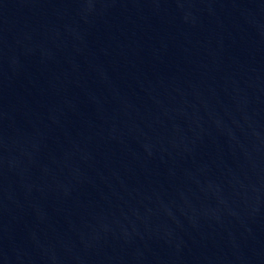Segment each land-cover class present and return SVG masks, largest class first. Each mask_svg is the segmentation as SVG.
<instances>
[{"label":"water","instance_id":"1","mask_svg":"<svg viewBox=\"0 0 264 264\" xmlns=\"http://www.w3.org/2000/svg\"><path fill=\"white\" fill-rule=\"evenodd\" d=\"M0 264H264V0H0Z\"/></svg>","mask_w":264,"mask_h":264}]
</instances>
